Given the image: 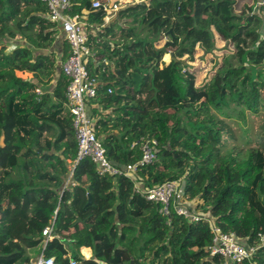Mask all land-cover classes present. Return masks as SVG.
Listing matches in <instances>:
<instances>
[{
	"label": "trees",
	"instance_id": "obj_1",
	"mask_svg": "<svg viewBox=\"0 0 264 264\" xmlns=\"http://www.w3.org/2000/svg\"><path fill=\"white\" fill-rule=\"evenodd\" d=\"M258 1L157 0L154 36L130 47L143 50L135 60L144 66L98 79L87 104L107 159L118 167L135 163L141 142L157 141L156 158L129 177L99 174L89 158L75 161L68 80L47 51L59 24L48 18L47 4L0 0V264H30L39 254L54 264H222L210 254L206 222H188L172 208L164 214L134 187L168 180L223 231L256 247L251 261L264 264V115L245 155L228 148L224 135L227 109L264 111ZM91 2L73 0L69 14L103 17ZM16 36L22 43L9 46ZM168 52L170 60L161 61ZM68 54L65 40L61 61ZM148 75L152 94L143 101ZM54 77L52 95L37 91ZM51 224L47 238L42 230Z\"/></svg>",
	"mask_w": 264,
	"mask_h": 264
},
{
	"label": "built area",
	"instance_id": "obj_2",
	"mask_svg": "<svg viewBox=\"0 0 264 264\" xmlns=\"http://www.w3.org/2000/svg\"><path fill=\"white\" fill-rule=\"evenodd\" d=\"M47 4L48 18L60 25L64 38L68 43L69 54L60 62V69L68 82L65 90V105L71 117V125L76 140V158H89L96 164L99 174L126 175L133 177L138 166L152 162L156 158L157 141L146 138L141 142V157L135 163H128L118 167L109 161L105 155L102 141L95 135L93 120L89 116L87 102L96 95L97 81L90 77L86 64L91 55L88 44V34L84 15L69 14L73 0H41ZM131 0L117 2H103L92 0L91 6L102 9L106 16L115 14L121 7L129 4ZM264 5V0L258 1ZM39 92V90L37 89ZM110 92V90H108ZM135 190L146 199L161 205V211L168 214L170 208L181 215L188 222L203 221L208 224L211 233L209 245L210 254H219L223 257L222 264H254L251 256L256 247L240 242L233 231H223L210 214L196 208L195 202L187 199L183 194L181 184L177 180H168L155 185L142 188L138 183ZM52 224L43 228L42 234L50 238ZM261 244H264V234H259ZM30 264H54L51 257L37 256ZM70 264H76L71 261Z\"/></svg>",
	"mask_w": 264,
	"mask_h": 264
},
{
	"label": "crops",
	"instance_id": "obj_3",
	"mask_svg": "<svg viewBox=\"0 0 264 264\" xmlns=\"http://www.w3.org/2000/svg\"><path fill=\"white\" fill-rule=\"evenodd\" d=\"M117 1H122V0H105L104 2H117ZM143 3L144 2L142 0H131L129 4H126L125 6L121 7L120 10L117 11L115 14L110 16L104 15L101 18H99L98 15H94L90 19H88L87 13L84 12L83 20H85L87 24L86 31L88 34V44L91 50V55L88 59V62L90 63V72L95 74L94 78L96 79L97 82L99 80H102L101 77L105 72L115 73L118 71L120 74L121 73L126 74L132 69V67H134L136 60L132 58L133 56L131 55H133L134 53L132 51L133 49L130 48L133 44V42L130 43L133 37V33L130 32L132 30H135V28H137L139 25L137 26L136 22H134L131 16L127 17L126 15H130L131 13H133L128 9H132L134 6H136V4L141 5ZM141 6H145V5H141ZM145 32H146L145 29L142 30L141 35L144 36ZM150 38L151 37L149 36L148 39ZM64 41H65L64 34L59 25L56 34V40L54 44L47 49L48 52L52 50L55 52L57 58V62H56L57 67H60L59 65L61 62V57L63 55ZM20 43L22 42L19 36V39L14 38L13 42H10L8 44L9 46L12 47ZM136 62L138 64H141L140 63L141 61H136ZM17 73L21 75L23 73L26 74L25 76L22 77L31 76L30 72L18 71ZM56 75H58V73H56L55 76ZM55 80L56 79L54 77L53 80L50 81L48 84L38 88L39 92L47 91L49 95H52L51 92H52V88L55 85ZM65 183H67V181ZM88 249L90 251L89 257H92L93 256L92 251L90 248ZM80 251L82 254V247L80 248ZM83 256L85 257V255ZM36 258L37 257L33 258L32 261H34Z\"/></svg>",
	"mask_w": 264,
	"mask_h": 264
},
{
	"label": "rangeland",
	"instance_id": "obj_4",
	"mask_svg": "<svg viewBox=\"0 0 264 264\" xmlns=\"http://www.w3.org/2000/svg\"><path fill=\"white\" fill-rule=\"evenodd\" d=\"M144 3L141 5L136 4L132 9H128L129 11L133 12L130 15H126L127 17L133 18L134 22L137 24V28L135 30H132L130 33H133V37L130 43H135L138 40L141 39H148L150 36L151 38L154 36V33L156 32L157 25L159 24V19H154L156 9H157V0H142ZM146 3V4H145ZM147 7V8H145ZM145 29V34L144 36L141 35V31ZM19 39V36H16L15 39ZM14 40V39H13ZM13 40H7V43L13 42ZM224 47L223 41H219L217 44L218 47ZM137 49V48H136ZM229 49L233 50V45L229 44ZM133 51V50H132ZM154 49L152 50L151 46L148 48V54L152 53ZM143 50L137 49L134 53L133 51V56L132 58L135 59L138 56L144 57L145 54L142 53ZM226 52V51H225ZM230 52H228L229 54ZM168 58L167 60L164 59V55L161 58V61H169L171 56L170 52L166 53ZM210 55V54H209ZM213 54H211L212 56ZM216 56L220 55V52L218 50L215 51ZM215 56V57H216ZM209 58V56L207 57ZM206 58V59H207ZM205 59V58H204ZM148 63H145L147 65V68L151 70V63L147 61ZM141 64H138L135 61L134 67L137 66H144L143 61L140 62ZM130 70L132 71L133 68ZM207 69L210 68V66L206 67ZM21 75V74H19ZM26 74L23 73L21 76H25ZM151 75H148L146 84L144 86V91L145 93L141 96V99L143 101H146L149 96L152 94L150 90V85H151ZM229 113L228 117H225L224 122H225V140H226V145L228 148L235 149L236 151L239 152L241 156L245 155V153L252 147L256 146L255 142V133L259 128V125L262 122V117L264 115V111L260 110L257 113H253L247 109H242L241 114H237L233 111H230L229 109L226 110ZM36 255L35 257H37ZM34 257V258H35Z\"/></svg>",
	"mask_w": 264,
	"mask_h": 264
},
{
	"label": "water",
	"instance_id": "obj_5",
	"mask_svg": "<svg viewBox=\"0 0 264 264\" xmlns=\"http://www.w3.org/2000/svg\"><path fill=\"white\" fill-rule=\"evenodd\" d=\"M169 56H172V53L171 52H170V55ZM87 196H88V202L87 203H90L91 202V196H90V194H88ZM77 221H79V219H77Z\"/></svg>",
	"mask_w": 264,
	"mask_h": 264
}]
</instances>
